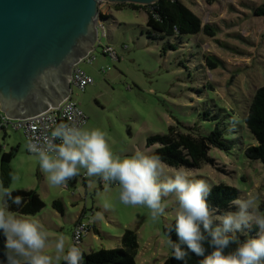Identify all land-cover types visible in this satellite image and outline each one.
<instances>
[{"label":"rangeland","instance_id":"374dc122","mask_svg":"<svg viewBox=\"0 0 264 264\" xmlns=\"http://www.w3.org/2000/svg\"><path fill=\"white\" fill-rule=\"evenodd\" d=\"M181 1L202 24L211 25L214 35L199 31L147 37L145 7L100 1L97 23L103 25L105 36L99 33V38L103 45L114 48L117 58L103 54L101 46L95 45L92 63H79L93 82L82 91L74 87L72 98L85 115L83 125L103 130L113 151L120 155L138 148L154 150V144L147 145L148 136L165 133L169 125L205 135L216 121L204 118L203 112L219 113L218 122L225 126L231 149L210 146L211 163L183 167L210 185L234 186L238 195L257 194L258 210L264 213V162L246 157L244 148L256 140L243 122L252 95L264 85V16L254 13L264 0H214L211 4L205 0ZM100 13L108 16L102 19ZM168 43L176 48L169 49ZM206 55L216 67H207ZM11 148L15 151L9 163V184L39 195L44 206L32 216L52 238L63 234L73 242L75 220L81 216L88 221L98 215L78 243L83 251L115 248L122 230L129 228L137 235L136 264H161L172 254L164 233L169 224L167 215L153 220L145 206L121 204L115 184L89 177L83 170L63 187L50 186L34 155L26 151L22 132L0 130V154ZM164 199L168 201L166 213L172 212L171 199ZM54 200L61 203L59 209L54 207ZM105 200L111 204L108 209L102 207ZM246 232L255 235L249 229ZM236 235L246 239L243 233Z\"/></svg>","mask_w":264,"mask_h":264},{"label":"clouds","instance_id":"9594fccd","mask_svg":"<svg viewBox=\"0 0 264 264\" xmlns=\"http://www.w3.org/2000/svg\"><path fill=\"white\" fill-rule=\"evenodd\" d=\"M25 146L50 186L63 187L83 170L89 177L115 184L121 204L145 206L153 220L167 215L168 231H174L177 239L169 236L166 244L177 260L183 261L191 252L201 257L199 264H264V213L258 210L255 193L233 197L229 208L220 211L208 200L212 185L205 179L183 166L169 167L150 149L117 154L103 130L72 121L52 120L44 131L29 136ZM14 191L11 184L0 181V234L4 237L0 264H84V252L77 243L63 234L52 238L38 218L12 209L26 203ZM164 198L174 204L170 213ZM102 207L108 209L111 204L105 200ZM97 218L92 216L90 222ZM253 224L258 230L249 236L246 230ZM238 232L246 239L240 240ZM205 242L211 248L207 254Z\"/></svg>","mask_w":264,"mask_h":264},{"label":"water","instance_id":"95a60500","mask_svg":"<svg viewBox=\"0 0 264 264\" xmlns=\"http://www.w3.org/2000/svg\"><path fill=\"white\" fill-rule=\"evenodd\" d=\"M157 0H0V112L28 118L70 93L72 66L94 48L98 3Z\"/></svg>","mask_w":264,"mask_h":264},{"label":"trees","instance_id":"16d2710c","mask_svg":"<svg viewBox=\"0 0 264 264\" xmlns=\"http://www.w3.org/2000/svg\"><path fill=\"white\" fill-rule=\"evenodd\" d=\"M211 4L214 0H205ZM133 7H145L147 13L146 29L144 33L151 38H164L165 36H181L183 34H195L199 31L207 35H214L211 25L201 22V19L193 13L181 0H157L149 5H138L127 3ZM254 13L264 16V2L259 4ZM108 14H101L106 18ZM143 32V31H142ZM169 49H175L174 43H168ZM208 68H214L217 63L208 55L204 58ZM219 113L210 114L209 110L203 112V117L215 120L213 128L205 135H195L191 132L179 130L176 125H169L165 133L152 134L147 138V145L156 146L154 152L161 155L164 162L171 166L199 167L204 162H212L208 156L210 146L222 150H229L232 147L231 141L225 137V126L219 120ZM243 122L256 140L255 144L247 145L244 148L246 157L259 159L264 162V85L256 88L251 97ZM5 133V131H4ZM15 149L2 151L0 154V181L9 185L11 179L10 160ZM23 197V207L12 209L21 215H35L44 206V202L32 189H15L14 195ZM238 196L236 187L217 183L212 185L208 200L213 207H218L220 211L229 208V201ZM55 208H60L61 203L54 200ZM90 230V229H89ZM255 224L249 229L251 234L257 233ZM164 233L173 240H176L174 231H168V225L164 227ZM85 235V234H84ZM83 235V236H84ZM81 237L80 241H82ZM120 244L115 248H99L89 252H84V264H136L135 255L137 252L136 232L129 228H124L120 234ZM243 240V238H239ZM231 247H235L233 243ZM211 251L210 246L205 242V253ZM227 251V249H226ZM0 259H4V237L0 234ZM201 257L194 253H189L183 261L169 255L161 264H199ZM60 264H63L61 261Z\"/></svg>","mask_w":264,"mask_h":264},{"label":"built area","instance_id":"2783aa9c","mask_svg":"<svg viewBox=\"0 0 264 264\" xmlns=\"http://www.w3.org/2000/svg\"><path fill=\"white\" fill-rule=\"evenodd\" d=\"M96 24L98 28V36L95 45L101 46V52L103 54H108L112 58H117L114 48L107 44L103 45L99 38V33L101 36H105V29L103 28V25L99 22L97 23V21ZM93 51L94 48L88 51L84 57H82L72 66L69 76L70 93L64 101L59 103L58 106L53 107L44 113L28 118H9L0 112V130L5 131L7 128H11L13 130L21 131L26 144V139L29 136L33 134H39L41 131H44L45 126L50 124L52 120H55L56 122L72 121L77 124H83L86 118L78 104L72 98V89L75 87L76 89L82 91L86 85L93 82V77L86 73L79 66V63L82 61L92 63V61L95 59V54H93ZM91 223L92 221L90 222V219L88 221L81 219L74 223L72 228V241L74 243L78 244L80 242L81 237L89 231Z\"/></svg>","mask_w":264,"mask_h":264},{"label":"crops","instance_id":"0c3cea01","mask_svg":"<svg viewBox=\"0 0 264 264\" xmlns=\"http://www.w3.org/2000/svg\"><path fill=\"white\" fill-rule=\"evenodd\" d=\"M81 216H79L76 220H75V222L77 221V220H81ZM95 232H99V230H97V231H95ZM80 247L82 248V246L80 245Z\"/></svg>","mask_w":264,"mask_h":264}]
</instances>
